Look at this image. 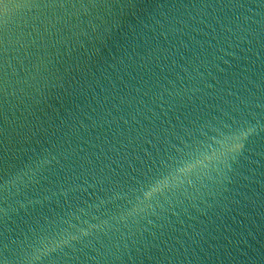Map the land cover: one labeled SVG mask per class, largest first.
I'll use <instances>...</instances> for the list:
<instances>
[{"label": "water", "instance_id": "1", "mask_svg": "<svg viewBox=\"0 0 264 264\" xmlns=\"http://www.w3.org/2000/svg\"><path fill=\"white\" fill-rule=\"evenodd\" d=\"M0 264H264V0H0Z\"/></svg>", "mask_w": 264, "mask_h": 264}]
</instances>
